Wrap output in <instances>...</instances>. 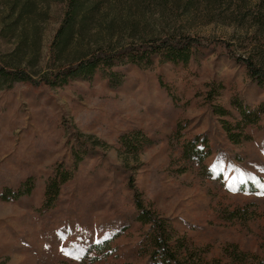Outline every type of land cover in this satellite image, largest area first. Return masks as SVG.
Wrapping results in <instances>:
<instances>
[{
  "label": "rangeland",
  "instance_id": "374dc122",
  "mask_svg": "<svg viewBox=\"0 0 264 264\" xmlns=\"http://www.w3.org/2000/svg\"><path fill=\"white\" fill-rule=\"evenodd\" d=\"M64 1L0 0L1 60L35 78L50 72ZM88 4L91 14L55 66L166 36H197L203 48L184 68L154 58L115 67L113 80L95 73L63 87L0 90V264H78L95 244L94 264L157 262L131 182L189 250L225 262L224 249L236 246L247 261L264 258V113L238 144L222 128L240 121L234 105L264 107V83L230 57L256 52L252 21H236L237 0ZM210 86L218 89L208 97ZM135 133L137 154L120 142ZM58 169L71 178L47 206L45 187Z\"/></svg>",
  "mask_w": 264,
  "mask_h": 264
},
{
  "label": "trees",
  "instance_id": "16d2710c",
  "mask_svg": "<svg viewBox=\"0 0 264 264\" xmlns=\"http://www.w3.org/2000/svg\"><path fill=\"white\" fill-rule=\"evenodd\" d=\"M89 0H65L63 18L53 36L49 46L50 72L35 78L25 67H20L7 62L0 58V90H7L13 84L19 83L34 89L63 87L74 79H85L95 73H101L108 79L113 80L116 72L113 69L118 66L133 64L145 66L152 65L154 58H159L161 63H168L173 67L184 68L188 66L193 54L203 48V42L200 37L182 35L166 36L162 38H153L143 40L138 44H129L117 49H104L98 47L89 50L83 57H77L71 62L55 66L59 52L74 34L75 31H81L83 21L91 14L92 6L88 4ZM244 0H237L239 16L238 22L246 19L252 21V34L258 41L256 52L247 57H235L231 59L241 64L248 77L257 84L264 83V0H257L250 9L242 8ZM77 28V30H76ZM229 50V49H228ZM230 52V51H229ZM218 88L210 86L208 97ZM236 112L240 116V121L231 126L229 123H223L222 128L227 135L228 140L233 144L240 143L241 140L247 139L243 129L254 124L259 116L264 113V107L260 106L255 111H248L246 108L234 105ZM135 133V139L126 142L122 137L120 142L126 145L127 149L137 154L142 146V141ZM192 147V143L189 144ZM195 154L197 148L193 150ZM71 176L68 171L56 170L53 178L48 181L44 192V204L53 205L60 192L63 184L70 180ZM133 191L134 208L137 211V221L142 225L150 227V245L152 248L151 257L158 256L157 262L153 264H264V258L259 259L252 255L254 261L246 260L244 252L233 246L232 250L224 249L225 262L220 259L207 260L203 255L196 254L194 250H189L183 244V238H173L174 233L170 230L166 220L158 213L147 207L136 192L133 182L129 184ZM27 190L26 192H28ZM101 244H95L87 253H85L78 264H94L98 261ZM95 253L90 256L89 252ZM244 256V257H241Z\"/></svg>",
  "mask_w": 264,
  "mask_h": 264
}]
</instances>
